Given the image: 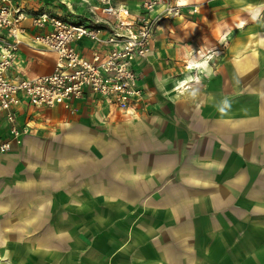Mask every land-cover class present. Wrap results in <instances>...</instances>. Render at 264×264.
I'll list each match as a JSON object with an SVG mask.
<instances>
[{"label": "crops", "instance_id": "crops-1", "mask_svg": "<svg viewBox=\"0 0 264 264\" xmlns=\"http://www.w3.org/2000/svg\"><path fill=\"white\" fill-rule=\"evenodd\" d=\"M12 1L32 11H26V33L8 73L18 78L49 74L54 67V54L32 42V14L89 18L88 7L96 4ZM165 1L178 3V13L159 22L151 54L133 65L143 91L138 118L117 125L107 137L90 125L108 117L107 106L96 95L75 101L73 110H35L25 104L16 109L17 125L28 124V136L48 133L60 124L64 128L58 138L47 141L24 136L16 155L0 156V174L9 172L13 180L11 186L0 183V264L7 259L29 264L26 260L31 259L23 255L48 256L61 247L66 237L54 234L69 235L71 224L42 226L52 202L48 195L56 188L69 194L82 187L130 208L141 202L150 211L143 229L153 227L144 233L159 235L153 245L161 256L155 260L144 254L129 264H264V0ZM116 3L131 13L139 11V0ZM203 23L211 29L206 36L180 31ZM249 23L260 27L261 34H225V28ZM205 39L212 42L203 51L211 60L201 62L206 68L195 69L198 48L191 50L187 44ZM248 40L255 44L249 51ZM92 44L82 39L76 48L88 57ZM78 116L85 124L67 128ZM5 136L1 123L0 138ZM14 164L18 167L13 171ZM33 202L46 203L37 220H30L37 210ZM72 202L79 211L85 205ZM8 224L11 234L37 235L23 247V255L6 249ZM93 256L99 264L97 253Z\"/></svg>", "mask_w": 264, "mask_h": 264}, {"label": "built area", "instance_id": "built-area-1", "mask_svg": "<svg viewBox=\"0 0 264 264\" xmlns=\"http://www.w3.org/2000/svg\"><path fill=\"white\" fill-rule=\"evenodd\" d=\"M62 1L66 5L70 0ZM95 2L88 7L89 18L32 14L31 27L36 29L32 42L54 54V67L49 74L18 78L8 73L16 65L27 14L21 4L0 0V124L6 128V136L0 138V156L28 132V124L20 127L16 122V109L22 104L35 110L57 106L73 110L75 101L91 94L105 103L109 117L130 115L143 103L134 62L151 54L159 22L178 13L179 5L139 0V11L131 13L116 0ZM82 39L93 43L88 57L76 48Z\"/></svg>", "mask_w": 264, "mask_h": 264}, {"label": "rangeland", "instance_id": "rangeland-1", "mask_svg": "<svg viewBox=\"0 0 264 264\" xmlns=\"http://www.w3.org/2000/svg\"><path fill=\"white\" fill-rule=\"evenodd\" d=\"M31 12V10L27 11V13ZM196 12L198 13V11ZM258 16L260 17V14ZM27 18L28 16L26 19ZM261 18H264V16H261ZM180 31L182 34L188 36L195 34L206 36L207 34H210L211 29L203 23L199 28L182 27L180 28ZM224 31L225 34L229 36L238 34L254 36L256 31H258L257 34H261V28L256 27L253 23H249V25L244 27L225 28ZM187 45L191 50L193 49L192 47L198 48L196 52H199L198 54L200 57L198 59L200 60H197L199 62V66L195 69L206 68L207 63H205V66H202L201 62L204 60L209 61L211 59H209V55L204 54L203 51L205 50L206 52V47L211 46L212 42H207L205 39L199 44L188 43ZM231 45L234 47L236 43H232ZM254 45V43L249 42L248 40L246 44L247 50L249 51V49L253 48ZM231 59H233V57H231ZM187 64L188 62L184 64V67H186ZM142 110L143 103L131 117L121 116L125 114L117 113L114 116H109L106 119L99 121L96 124L92 122L90 125H92L95 130L108 137L112 135L113 129L118 128L117 125L119 126L122 123H127L135 118H138V116L142 113ZM86 115L87 114L84 112L82 116L84 117ZM80 124H85V122L83 118L78 116L77 118H72L71 124L68 125L67 128H72ZM63 128L64 125L60 124L56 125V127L48 133L35 134L31 136H28L27 133L23 134L20 138V143H14L10 150L4 153V155H16L22 146L24 136L47 141L53 138H58ZM17 167V164H14L11 170L14 171ZM0 183L7 184L9 186L13 185L11 174H9V172L0 174ZM48 197L52 202L48 208L46 207L42 226H53L56 225V222H58L59 224L57 225L64 224V227L67 228L71 224L69 230H72V232H70L69 235L62 236V234H54L58 239L66 237L63 245L59 248H55L54 250H50L48 252V256H42L41 254L34 253L30 258V255H23L22 250L26 244L30 245V239L37 235L22 233L11 234L9 232L11 225L8 224L6 225L8 234L5 237L6 249L9 253L13 252V250L14 252L18 251L25 259H31L26 260L29 264H67L66 262H68V264H95L96 257L93 255H96V253L99 258V264H129L130 260H133L134 258L137 259L140 256L143 257L144 254H148L151 259L155 260L159 259L161 256V252L155 250L153 245L154 240L157 239L159 235L144 233V231L151 230L153 227L151 229H143L145 226L144 218L149 216L150 211H145L141 202L136 203L133 208H130L128 204L121 202L117 204L116 202L105 200L101 196L89 193V191H86V188L84 187L81 189L77 188L74 192L69 194L62 188H56L51 191ZM73 200L83 201L85 204L84 207L82 206L79 211L78 204H74L72 202ZM33 203H35L37 210L32 213L33 216L28 217L31 218L30 220H37L43 216V209L46 203ZM64 203H68L71 207L64 205ZM10 204L12 203H7V207ZM27 221H29V219ZM153 223L154 220L152 219L148 225L151 224L152 226ZM22 226H24L23 223ZM36 227L33 229L40 230V228L37 229ZM55 228L57 227L55 226ZM158 263L159 262L156 261L155 264ZM3 264H12V261L7 259Z\"/></svg>", "mask_w": 264, "mask_h": 264}, {"label": "bare ground", "instance_id": "bare-ground-1", "mask_svg": "<svg viewBox=\"0 0 264 264\" xmlns=\"http://www.w3.org/2000/svg\"><path fill=\"white\" fill-rule=\"evenodd\" d=\"M189 68V67H188Z\"/></svg>", "mask_w": 264, "mask_h": 264}]
</instances>
